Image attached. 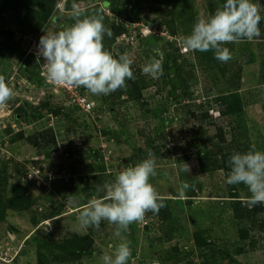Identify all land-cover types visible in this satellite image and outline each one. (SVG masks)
<instances>
[{"label":"rangeland","instance_id":"obj_1","mask_svg":"<svg viewBox=\"0 0 264 264\" xmlns=\"http://www.w3.org/2000/svg\"><path fill=\"white\" fill-rule=\"evenodd\" d=\"M40 1L54 7L52 18L39 31L29 28L32 22L25 21L26 12L7 11L0 18V31H15L21 43L15 53L0 40V75L15 93L0 107V207L6 213L5 218L0 216V258L9 264H103L102 257L126 239L132 253L129 264H264V231L240 237L248 226L236 220L230 198L239 185L227 184L223 171L202 170L206 145L192 143L197 122L190 121L195 105H208L235 85L244 112L233 125L230 118H223L221 126L228 141L237 134L243 145L264 152V32L258 39L232 43L233 67L227 73L208 67L203 76L194 51L181 53L180 38L191 34L198 17L206 19L221 7L222 0H190L184 8L174 9L167 0H137L136 8L131 0ZM260 3L264 15V0ZM76 12L81 19L102 16L112 32V25L126 29L113 44L105 34L103 45L115 58L129 54L141 98L137 93L123 101L116 95L106 102L108 95H93L82 87L94 103L87 113L44 76L43 58L36 63L39 39L74 24ZM173 21L175 36L168 25ZM154 56L162 59L163 75L158 79L142 71ZM176 69L194 92L190 102L174 97V85L177 93L183 91ZM24 112L40 115L27 118ZM203 123L205 139L214 138L216 127L206 118ZM149 152L157 166L150 183L165 207L158 214L147 212L121 237L107 221L99 228L83 226L78 220L83 206L104 195L97 189L113 182L122 168L149 158ZM19 182L31 202L27 211L7 208L11 186ZM239 191V199L247 201L251 195L247 186ZM260 205L258 217L263 219L264 203ZM75 237L91 239L89 255L71 257L65 252L66 243Z\"/></svg>","mask_w":264,"mask_h":264},{"label":"clouds","instance_id":"obj_2","mask_svg":"<svg viewBox=\"0 0 264 264\" xmlns=\"http://www.w3.org/2000/svg\"><path fill=\"white\" fill-rule=\"evenodd\" d=\"M75 7V6H74ZM261 8L252 0H226L208 18L198 17L190 35L182 36L181 44L186 51H213L215 58L228 62L232 54L223 45L249 41L261 36ZM74 13L75 23L61 31L46 33L39 39L36 63L42 57L47 79L57 86L83 87L93 95H110L126 90L127 80H133V61L128 53L115 58L104 48L105 34L111 38L112 31L103 23L100 15L80 18ZM143 73L158 79L163 75L162 59L155 56L146 64ZM14 90L0 75V107L14 97ZM147 159L122 168L113 182H106L102 198H92L83 206L78 216L85 227L99 228L101 221L115 225L114 235L121 237L130 224L143 221L149 211L158 214L165 207L163 198L150 183L156 176V160L149 152ZM230 171L226 183L244 184L250 196L249 206L264 203V152L255 145L246 153L234 152L228 161ZM189 170V169H188ZM131 248L125 239L111 255L102 257L103 264H129Z\"/></svg>","mask_w":264,"mask_h":264},{"label":"trees","instance_id":"obj_3","mask_svg":"<svg viewBox=\"0 0 264 264\" xmlns=\"http://www.w3.org/2000/svg\"><path fill=\"white\" fill-rule=\"evenodd\" d=\"M159 1V0H156ZM166 1V0H162ZM170 1L172 4L173 9L176 7L181 6L184 8L187 6V2L190 0H167ZM132 2V7H137V0H131ZM226 0H222V3L224 4ZM253 3L261 4L260 0H252ZM263 3V2H262ZM53 7L54 5H50L49 3H42L40 0H0V18H2L3 14H6L7 11H19L20 13L26 12L24 14L26 18V22L29 20L31 23V26H29L30 29L33 31H39L43 25L48 22L52 18V12H53ZM214 14V11H212V14ZM264 17V15H261ZM28 19V20H27ZM171 28V35L175 36L176 35V28H175V23L174 21L168 24ZM113 28V34L111 38L106 36L105 39H109V43L113 44L115 43L116 39L118 36L122 35L123 33L126 32V29L123 27H115L112 25ZM260 31L263 34L264 32V19L261 20L260 22ZM112 31V30H111ZM258 39V38H255ZM0 40H3V45L7 47L9 50L19 53L18 51L20 50V42L17 41V36L15 31L11 29H6V30H1L0 31ZM247 40V39H244ZM224 47H227L231 54H232V59H230L228 62H221L215 58L214 52L213 51H208V52H199V51H194V58H195V64L196 68H200L201 70L204 71L203 76L205 75L206 70L208 67H211L213 71H216L218 69V72H223L227 73L228 72V67L232 66V60H233V49H232V43L223 45ZM176 64L178 63V60L175 61ZM206 68V69H204ZM210 69V70H211ZM179 69H176V77L181 76V71L180 74L177 75V72H179ZM236 76L237 79L240 80V70L236 69ZM217 73L214 74L216 76ZM205 78V77H204ZM180 79L183 81V91L182 93H177V88L174 85V97H177L178 99L180 98L184 102H190L192 98L194 97V92L192 93L190 90V86L188 85V81L185 78ZM263 80H264V75H263ZM136 80H127L126 85L127 88L126 90H118L116 92L111 93L107 97H105L106 102L110 101L115 98L116 95L123 99V101H130L132 98H134L137 93V98H141V94L136 89ZM207 100V99H206ZM197 104V103H193ZM208 106V110L204 111V108ZM196 109L191 110L190 116L191 119L190 121H196L197 124L193 125V133L195 134L193 141L196 143L204 141L205 147H204V154L201 157V167L204 172H216V171H223L224 174L227 176L228 172L230 171V167L228 164L230 156L234 152H239V153H246L251 146L247 147L243 145L240 141V137L235 134L233 138L228 141L227 133L224 131L223 127L221 126L220 120L223 118H230L234 124L235 120L237 122L241 118L243 114V103H242V98L239 92V89L236 88V86H230L229 90L226 93L222 94H217L215 97H213L212 101L208 105H195ZM21 112V110H19ZM210 112H212V115H210ZM25 115H27V118L30 117H35L37 114L40 115L38 112L34 113L33 115H28L27 113L24 112ZM205 118L209 119V125L215 126L217 131H216V136L214 138H209L205 139V134H207V130L204 128L205 127ZM240 129V128H239ZM237 130V126L233 128V132ZM232 132V133H233ZM142 135L144 134L143 132H140ZM231 134V132H229ZM41 138L43 142H46L44 134H41ZM53 138V137H52ZM216 140V141H215ZM27 141L31 142L35 146L38 147V144L32 141L31 138H27ZM54 142V138H53ZM194 142V143H195ZM103 171V169H102ZM239 186L236 188H233L232 192L230 193L231 196V204H232V209L234 210V216L237 221L242 222L243 224H247L248 229H244L240 231V237L242 239H247L249 236V232L255 231L259 229L261 232L264 231V218L260 219L258 217L259 212L261 210V205L256 204L255 206H249L247 201H241L239 198V187L243 188L244 185L238 184ZM12 190H13V196L9 199L7 203V208H12L16 211H27L30 209L31 202L29 200L28 195L25 192V189L22 185V183H13L12 184ZM5 211L0 207V216L2 218H5ZM206 242V240H204ZM196 242L198 243L199 246L202 245V243L199 241V239H196ZM91 239L89 237H75L71 242H68L64 247V250L67 254H69L71 257H82L85 255H89L90 252L92 251L91 248ZM45 246H50V244L45 243ZM41 259V257H40Z\"/></svg>","mask_w":264,"mask_h":264},{"label":"built area","instance_id":"obj_4","mask_svg":"<svg viewBox=\"0 0 264 264\" xmlns=\"http://www.w3.org/2000/svg\"><path fill=\"white\" fill-rule=\"evenodd\" d=\"M187 52L189 51H186L184 48L181 50V53H187ZM44 76H46V73H44ZM58 88L65 91L72 98L76 106L79 107L82 111L87 113H91V111H93L94 103L88 100L87 95H84L82 87L55 85V89ZM5 263L9 264L0 258V264H5Z\"/></svg>","mask_w":264,"mask_h":264}]
</instances>
